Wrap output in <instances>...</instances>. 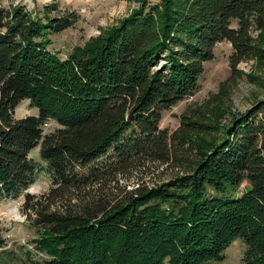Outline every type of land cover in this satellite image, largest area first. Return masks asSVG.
Instances as JSON below:
<instances>
[{"label":"trees","instance_id":"obj_1","mask_svg":"<svg viewBox=\"0 0 264 264\" xmlns=\"http://www.w3.org/2000/svg\"><path fill=\"white\" fill-rule=\"evenodd\" d=\"M2 1L0 197L34 184L39 148L51 188L44 199L26 194L23 212L35 214V245L49 263L211 264L239 240L245 264H264V101L224 127L211 103L174 132L160 126L200 90L218 44L232 46L233 80L244 61L264 73V0H136L137 10L65 59L51 36L74 27L75 15L45 8L41 18ZM25 101L37 114L16 118ZM50 122L57 127L45 133ZM148 163L185 175L115 202L106 195Z\"/></svg>","mask_w":264,"mask_h":264},{"label":"rangeland","instance_id":"obj_2","mask_svg":"<svg viewBox=\"0 0 264 264\" xmlns=\"http://www.w3.org/2000/svg\"><path fill=\"white\" fill-rule=\"evenodd\" d=\"M20 4L25 9L43 18L44 9H50L51 17L75 15L77 22L74 27L59 35L51 36V49L59 52L65 59L76 47H84L92 38L117 26L140 5L136 0H3V6ZM159 4V0H149L150 7ZM233 53L228 42L217 45L216 58L205 64V73L201 80L200 90L172 109L164 112L161 128L170 132L176 131L181 124L182 116L195 110L204 111L211 103L216 111H222L224 118H219V126H226L232 117L244 114L258 102L264 101V73L256 67L255 60L244 61L239 65L241 77L233 80L230 57ZM252 78H256L252 80ZM31 109L29 101H25L17 108L16 118L36 115ZM222 114V113H221ZM57 125L50 122L45 133L53 131ZM222 130V128H220ZM213 136V135H212ZM221 136V135H219ZM39 166V173L33 185L18 197H0V237L5 240L6 248L0 250V264H50L47 255L39 251L35 242L39 238V227L35 225V214L30 217L23 212L25 195H34L44 199L51 188V177L46 170L45 163L39 155V148L30 154ZM181 170L159 163H148L120 176L108 186L106 195L115 202L124 196L141 188H152L165 182L182 177ZM246 184L233 191V196L241 195ZM96 189V187L94 188ZM214 194V192H210ZM44 202V205H48ZM246 246L242 241H235L226 251L225 259L211 264H245Z\"/></svg>","mask_w":264,"mask_h":264}]
</instances>
